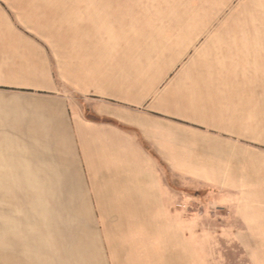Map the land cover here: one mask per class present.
Segmentation results:
<instances>
[{"label":"crops","instance_id":"crops-1","mask_svg":"<svg viewBox=\"0 0 264 264\" xmlns=\"http://www.w3.org/2000/svg\"><path fill=\"white\" fill-rule=\"evenodd\" d=\"M102 1L0 0V95L18 98L0 114L39 115L33 159L67 161L111 264H167L173 248L197 264L189 205L240 216L264 199L247 184L246 105Z\"/></svg>","mask_w":264,"mask_h":264},{"label":"rangeland","instance_id":"rangeland-1","mask_svg":"<svg viewBox=\"0 0 264 264\" xmlns=\"http://www.w3.org/2000/svg\"><path fill=\"white\" fill-rule=\"evenodd\" d=\"M102 3L118 12L121 24L144 29L153 46L179 48L182 61L196 64L201 77L230 87L233 107L246 105L253 181L247 184L264 196V0ZM0 96L18 102L15 92ZM38 116L0 114V264H111L67 161L33 159L30 132ZM258 203L240 216L230 205L202 199L189 205L183 221L197 264H264V199ZM172 250L167 264H188Z\"/></svg>","mask_w":264,"mask_h":264}]
</instances>
